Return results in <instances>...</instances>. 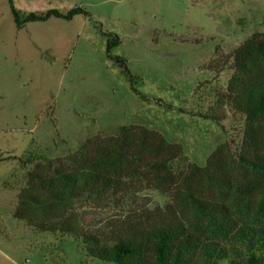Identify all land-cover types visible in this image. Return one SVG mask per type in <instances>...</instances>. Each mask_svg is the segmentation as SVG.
<instances>
[{"label":"rangeland","instance_id":"rangeland-1","mask_svg":"<svg viewBox=\"0 0 264 264\" xmlns=\"http://www.w3.org/2000/svg\"><path fill=\"white\" fill-rule=\"evenodd\" d=\"M13 4L26 13L80 6L87 14L16 29L7 0H0V264H114L88 255L80 239L37 230L13 215L27 171L123 124L162 133L197 164L222 142L236 150L244 116L225 98L231 53L264 31V0ZM168 201L152 189L132 197L107 191L77 203L76 211L83 228L108 243L124 221Z\"/></svg>","mask_w":264,"mask_h":264},{"label":"trees","instance_id":"trees-1","mask_svg":"<svg viewBox=\"0 0 264 264\" xmlns=\"http://www.w3.org/2000/svg\"><path fill=\"white\" fill-rule=\"evenodd\" d=\"M7 5L16 29L30 21L87 14L80 6L26 13L13 0ZM231 57L225 98L244 116L236 150L222 142L197 164L162 133L123 124L114 134L85 139L64 156L35 162L18 190L13 215L37 230L80 239L88 255L114 264H220L222 259L264 264V31L251 33ZM142 189L169 201L124 221L108 243L83 228L77 203L107 191L132 197Z\"/></svg>","mask_w":264,"mask_h":264}]
</instances>
